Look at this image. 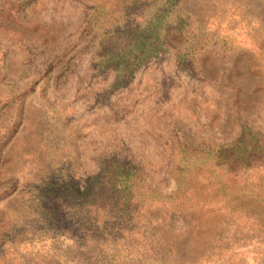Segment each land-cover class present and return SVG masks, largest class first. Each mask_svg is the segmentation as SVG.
I'll return each mask as SVG.
<instances>
[{"label":"rangeland","instance_id":"374dc122","mask_svg":"<svg viewBox=\"0 0 264 264\" xmlns=\"http://www.w3.org/2000/svg\"><path fill=\"white\" fill-rule=\"evenodd\" d=\"M256 132L264 0H0V264H264Z\"/></svg>","mask_w":264,"mask_h":264},{"label":"trees","instance_id":"16d2710c","mask_svg":"<svg viewBox=\"0 0 264 264\" xmlns=\"http://www.w3.org/2000/svg\"><path fill=\"white\" fill-rule=\"evenodd\" d=\"M13 114H15V118L12 121V123L10 124L5 137H3V141L1 142V145L3 143L6 142L7 139H9V137L16 131V128L18 126L19 123V116L16 113V111L13 112ZM255 135H257V139L255 138ZM254 135V143H255V148L253 150H255V152L257 154H261L264 153V149L261 148L260 145H263V142L260 140L262 138V135L258 132H256ZM246 147H243V150H245ZM242 157H245L244 155V151L241 154ZM262 156V155H261ZM262 160H264V156L261 158ZM264 166V161L261 163ZM253 168L255 167H246L245 169L247 170V172H250L251 170H253ZM258 169V168H256ZM116 176L121 178L122 181H124V183L128 182L131 179V176H134L135 174L131 173V170L128 169V165L127 164H121L118 166L117 170H116ZM249 176H251V173L248 174ZM138 176V174H137ZM9 180V179H8ZM16 186L15 184L11 183V180L8 181L5 185V187H3L2 189H0V200L3 198H6L7 196H9L14 190H15ZM123 192H125V190H123Z\"/></svg>","mask_w":264,"mask_h":264}]
</instances>
